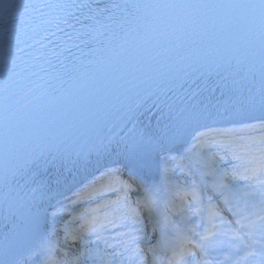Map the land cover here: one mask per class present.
Here are the masks:
<instances>
[{"label": "snow or ice", "instance_id": "1", "mask_svg": "<svg viewBox=\"0 0 264 264\" xmlns=\"http://www.w3.org/2000/svg\"><path fill=\"white\" fill-rule=\"evenodd\" d=\"M73 7L91 21L100 5L96 0L91 3L89 0H80L79 3L75 0L72 3L41 0L39 4L25 0H0V23L14 19L29 9L48 8L58 10V13L47 22L54 23L56 30L62 32L60 25L71 28L79 23L65 13V9ZM108 7L105 4L103 9ZM131 7L150 10L148 15L151 18L146 21L135 48L123 63L118 61L121 52L109 47L103 53L101 63L110 79L99 83L91 93L82 97V102L86 103L85 110H79L75 101L55 114L24 113L13 116L7 107L0 108L2 177H32L30 182L36 183L33 172L39 173L41 168H46L57 154H71L77 148L82 150L86 143L91 145L89 155L95 150L101 155L114 156L112 163L120 165L106 167L99 177L73 193L75 199L70 200V205L89 203L95 207L85 208L64 223L63 242L49 239L47 244L29 249V256L36 255L39 259L38 253L43 251L45 258L42 264H87L90 247H99L103 243L106 250H110L107 254L111 257L103 264H161L158 248L165 242L166 231L176 226L169 214L176 212L184 216L187 213L189 215L184 218L189 222L192 215L203 220L204 197L207 196L209 227L203 235L194 233L199 241L192 243L190 248L178 253L173 250L167 264H212L202 255L205 242L218 235L216 220L221 224L227 221L220 216V210L212 203L213 197L207 195L208 191L219 194L226 210L238 217L234 221L238 227L232 238L242 242L247 238L246 247L251 248L258 243L264 250V132L258 138H249L250 144H237L235 141L216 139L215 129L200 131L201 122L214 118V115L196 99L197 93L191 87L201 77L215 73L222 82L218 86L226 90L230 100L225 111L230 109L241 114L258 107L264 112V0H145ZM252 40L259 41L258 69L256 63L249 59L255 56V52L245 48ZM162 44L167 46L162 47ZM56 54L52 53L53 56ZM242 67L243 72L240 71ZM257 71L259 86H250L256 80ZM73 111L75 115H71ZM145 111L152 114L154 124L143 123L141 116ZM73 120L81 125L91 121L90 126L97 129L95 134L84 140L71 139L70 132L67 135L64 133L74 127ZM61 125L64 127L61 128ZM259 127L264 130V123ZM100 128H106V131L101 132ZM231 131H221L219 136H227ZM188 136L193 143L185 149L186 152L216 146L224 153L220 160L230 154L241 164L233 165L230 172L221 171L216 167L217 153L204 155L201 152L194 165L187 166L191 186L187 191L174 193L180 202L178 206L173 203L172 207H165L164 213H158L152 197L131 199L135 195L133 185H136V190L143 187L136 178L148 180L158 160L175 161L176 157L170 153L178 150ZM179 166L182 171L185 169L183 164ZM121 168L128 175L126 180L120 178L124 174ZM169 171L167 167L163 169V182L168 180ZM208 176L215 177L210 185L203 179ZM229 176L248 181L250 186L258 189L256 194L260 198V208L256 219L260 224L259 241L252 239L254 233L250 229L255 228L256 222L250 220L251 213L245 214L247 204L241 211L233 207L232 200L225 195L229 185L224 181ZM74 179V173L69 171L59 175L56 182L58 185H70ZM25 187H28V181ZM37 194L41 200L53 198L50 189L30 188L26 193L31 201L37 200ZM0 198L8 201L7 190L0 192ZM16 203L26 211L22 213L20 229L5 235L0 241V253L3 255L0 264H24L17 258V250L31 228L41 227L32 214L33 207L40 210L38 205L22 197H18ZM57 204L59 207H52L42 225L48 230L49 237L56 234L54 222L63 219V214L69 210V204L59 201ZM44 211L47 212V209ZM48 216L52 223L48 222ZM80 221L83 223L79 225V230L70 228V225ZM105 233L110 234V238ZM151 240L156 241L155 245L150 243ZM73 247H76L75 251ZM246 255H255V252Z\"/></svg>", "mask_w": 264, "mask_h": 264}, {"label": "bare ground", "instance_id": "2", "mask_svg": "<svg viewBox=\"0 0 264 264\" xmlns=\"http://www.w3.org/2000/svg\"><path fill=\"white\" fill-rule=\"evenodd\" d=\"M253 87H258L259 84H258V81L255 82L253 85ZM230 104V100L226 101L225 103H222L220 104L219 106L215 107V108H211L209 110H211L213 112V115H214V118H211V119H207L205 121H202V127L199 128V130H203L204 128L208 127V126H211L213 124H225V125H235V126H241V125H244V124H247L251 121H255L257 120L258 118H262L264 117V112H262L258 107L254 110H250V111H245L241 114H236L234 113L232 110H228V111H225V109L228 107V105ZM219 112L220 114L217 115L216 113ZM190 137L191 136H188L186 137V141L182 144V145H179L178 146V150H174L170 153V155H178V154H182L185 152V149L188 148V146L190 145ZM209 150H216V147H212L211 149ZM166 160V159H165ZM165 160L163 161H160L158 160L156 162V164L154 165L153 167V173L151 175L150 178L158 175V176H162L163 175V169L165 167ZM231 162L230 159L228 158H225L224 160H220V163L222 165H229V163ZM144 178L143 177H140V180ZM146 181V180H144ZM57 201H60V200H57ZM57 201L53 202L51 205H50V211L52 210V207L53 206H56L58 207V204H57ZM108 238H110V234L109 235H106ZM100 247H101V251L105 254H107L108 251H106V248H105V245L103 243L100 244ZM108 256V254H107ZM125 256H127V254L125 253ZM26 256L24 258V262L25 261H31L32 259L30 257ZM109 260L111 259V257H109ZM32 264H37L36 262H33Z\"/></svg>", "mask_w": 264, "mask_h": 264}, {"label": "rangeland", "instance_id": "3", "mask_svg": "<svg viewBox=\"0 0 264 264\" xmlns=\"http://www.w3.org/2000/svg\"><path fill=\"white\" fill-rule=\"evenodd\" d=\"M195 153H197L198 155H201V152H203V154L204 155H207L208 154V148L206 147V148H204L203 150H201V149H199V148H197V150L196 151H194ZM177 161H178V159H176L175 161H171V160H167L166 161V167L167 168H169L170 169V171L172 172H174V171H176V169H178V166H176L177 164ZM168 174V173H167ZM227 179H225V181H224V183H227ZM213 182V181H212ZM66 202H64V204H65ZM49 218L51 219V217L49 216Z\"/></svg>", "mask_w": 264, "mask_h": 264}]
</instances>
